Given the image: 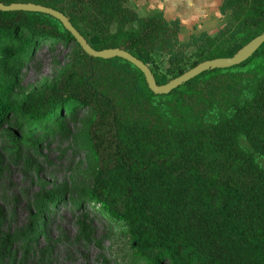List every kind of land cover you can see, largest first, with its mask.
Returning <instances> with one entry per match:
<instances>
[{
	"label": "trees",
	"instance_id": "obj_1",
	"mask_svg": "<svg viewBox=\"0 0 264 264\" xmlns=\"http://www.w3.org/2000/svg\"><path fill=\"white\" fill-rule=\"evenodd\" d=\"M1 1L59 9L88 42L89 35L97 36V49L118 46L141 59L163 50L170 78L188 63L190 68L232 55L264 31V0H223L220 10L231 11L225 26L213 36L193 33L185 43L177 37L178 20L168 21L161 12L141 16L128 0ZM23 31L27 37L10 50L13 58L38 41L73 38L49 14L0 10L1 37L21 38ZM203 37L197 59L190 61L183 49ZM93 60L114 63L112 76L136 89L101 88ZM119 64L123 69L117 71ZM251 65L260 77L246 75ZM61 88L65 95L54 85L33 88L18 108L30 121H47L69 102L93 110L96 129L89 138L98 165L89 195L127 223L138 254L172 264H264V165L257 156L264 157V42L244 61L203 71L165 94L153 93L143 73L120 57H89L86 72L68 75ZM161 96L173 97L171 118L151 104ZM227 98L232 112L222 109L216 121H206L214 100L222 107ZM140 108L147 114L132 115Z\"/></svg>",
	"mask_w": 264,
	"mask_h": 264
},
{
	"label": "rangeland",
	"instance_id": "obj_2",
	"mask_svg": "<svg viewBox=\"0 0 264 264\" xmlns=\"http://www.w3.org/2000/svg\"><path fill=\"white\" fill-rule=\"evenodd\" d=\"M20 37L0 35V264H172L138 254L127 223L90 197L98 165L89 138L94 129L93 110L69 102L47 121H30L18 108L25 93L40 86L54 85L65 95L61 87L67 76L85 73L89 56L73 38L54 37L34 43L13 58L10 50L25 40L26 31ZM88 39L91 44L98 41L95 34ZM205 39L183 49L190 61L197 59ZM142 58L155 69L161 83L170 79L167 52L155 49ZM93 63L101 88L136 89L112 76L114 63ZM122 69L119 64L117 71ZM246 75L257 78L262 73L251 65ZM243 94L250 96L247 86ZM172 98L154 97L151 104L171 118ZM216 101L205 110L206 121H216L222 109L232 112L228 98L222 107ZM136 114L147 112L140 108L132 115ZM241 141L249 148L244 137ZM257 156L264 165V157Z\"/></svg>",
	"mask_w": 264,
	"mask_h": 264
},
{
	"label": "water",
	"instance_id": "obj_3",
	"mask_svg": "<svg viewBox=\"0 0 264 264\" xmlns=\"http://www.w3.org/2000/svg\"><path fill=\"white\" fill-rule=\"evenodd\" d=\"M0 10H25L49 14L50 16L58 19L61 22L63 27L71 33L73 39L80 45L81 49L89 57H120L137 67L143 73L148 88L155 94L168 93L172 89L178 87L192 77L208 69L225 68L238 64L252 55V53H254L256 49L264 42V31H262L261 33L251 38L248 42L243 44L232 55L204 59L194 66L188 68L183 73L170 78L168 81L158 83L151 67L145 61H143V59L137 57L129 50L118 46L105 47L102 49L93 47V45L89 43L84 37V35L71 23L68 16L59 9L35 2L14 1L5 3L0 0Z\"/></svg>",
	"mask_w": 264,
	"mask_h": 264
},
{
	"label": "crops",
	"instance_id": "obj_4",
	"mask_svg": "<svg viewBox=\"0 0 264 264\" xmlns=\"http://www.w3.org/2000/svg\"><path fill=\"white\" fill-rule=\"evenodd\" d=\"M128 0L141 16L161 12L166 20H178V40H185L197 31L217 33L225 26L229 11L220 10L223 0Z\"/></svg>",
	"mask_w": 264,
	"mask_h": 264
}]
</instances>
